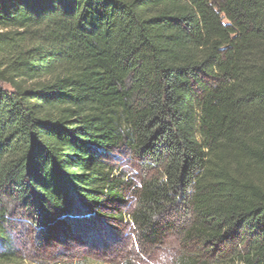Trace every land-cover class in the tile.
<instances>
[{
	"label": "trees",
	"instance_id": "obj_1",
	"mask_svg": "<svg viewBox=\"0 0 264 264\" xmlns=\"http://www.w3.org/2000/svg\"><path fill=\"white\" fill-rule=\"evenodd\" d=\"M129 198L141 248L264 264V0H0V264L16 211L57 234Z\"/></svg>",
	"mask_w": 264,
	"mask_h": 264
},
{
	"label": "rangeland",
	"instance_id": "obj_2",
	"mask_svg": "<svg viewBox=\"0 0 264 264\" xmlns=\"http://www.w3.org/2000/svg\"><path fill=\"white\" fill-rule=\"evenodd\" d=\"M111 158L118 169L136 178L129 153L115 152ZM132 207L133 199L129 198L122 210L124 220L119 224L77 213L70 219L69 228L59 229L57 234L32 226L26 215L16 211L5 231L9 238L6 248L15 254V261L9 264H177L185 251L174 238L154 250L136 244L127 217ZM206 259L209 263L213 260Z\"/></svg>",
	"mask_w": 264,
	"mask_h": 264
}]
</instances>
